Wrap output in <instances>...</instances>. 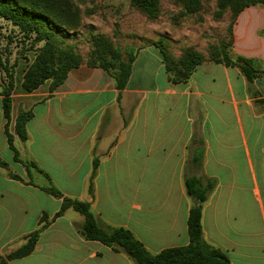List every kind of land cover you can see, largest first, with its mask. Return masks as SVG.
Here are the masks:
<instances>
[{
    "label": "crops",
    "instance_id": "1",
    "mask_svg": "<svg viewBox=\"0 0 264 264\" xmlns=\"http://www.w3.org/2000/svg\"><path fill=\"white\" fill-rule=\"evenodd\" d=\"M234 31L233 51L264 71V7L246 8ZM141 56L142 77L152 81L146 87L132 86V72L119 91L107 72L83 65L52 94L50 84L15 89L9 132L20 159L37 168L14 160L0 93V159L8 164L0 165V254L22 246L42 218L49 222L34 252L10 264H135L87 241L75 210L54 218L62 200L44 190L50 186L89 202L100 223L131 230L152 254L186 246L190 178L214 184L203 203L204 240L231 264H264V75L250 83L239 68L206 61L176 84L159 48L140 50L133 71ZM22 110L34 114L25 142L15 134Z\"/></svg>",
    "mask_w": 264,
    "mask_h": 264
},
{
    "label": "trees",
    "instance_id": "2",
    "mask_svg": "<svg viewBox=\"0 0 264 264\" xmlns=\"http://www.w3.org/2000/svg\"><path fill=\"white\" fill-rule=\"evenodd\" d=\"M142 12L149 16H156L160 11V0H130ZM184 4L188 13L198 10L201 0H177ZM263 6L264 0H218V15L230 7L235 20L248 7ZM0 18L7 20L17 27L21 34L31 42V47L38 49L34 60L29 63L21 82L24 92L32 93L50 81L49 92L54 93L62 86L71 71L83 65L90 68H100L107 72L115 81L116 88L122 91L126 88L132 75L136 55L123 57L122 52L108 38L102 34L92 37L94 49L86 63L72 45L64 44L62 36L68 31L78 28L79 16L71 6L69 0H0ZM1 42V34H0ZM231 46V45H230ZM160 48L165 63L166 73L173 83L187 82L196 67L206 61H214L227 67H237L247 80L252 83L264 75L255 67L252 59L244 56L232 57V53L223 47L218 51L222 59L205 60L197 52L188 49L178 62H174ZM27 58V57H26ZM27 60V59H26ZM18 61L11 63L10 57H5L0 45V72L3 96V111L6 119V135L10 149L14 153V160L23 163L27 169L37 168L33 162H23L14 145V136L9 132L12 112V94L17 88L16 68ZM31 111H20L16 120L15 134L25 142L28 139V123L33 119ZM98 159H94L93 172L90 179L89 193H94V178L98 169ZM0 165L7 168L8 164L0 159ZM12 179L22 181L21 177L10 173ZM188 194L194 199V206L190 209L188 219L189 243L186 246L168 248L158 254H152L135 238L131 230L124 227H112L100 223L91 210L89 202L64 196V194L50 186L44 190L50 195L61 199V209L54 218L61 217L67 210L73 209L84 217L81 234L87 241L100 242L116 252L126 253L135 264H231L229 258L219 249L208 244L203 237L202 210L214 184L203 185L197 178L186 180ZM40 229L28 235L24 244L9 254L0 255V264H10L31 255L39 241L40 234L49 222L42 218Z\"/></svg>",
    "mask_w": 264,
    "mask_h": 264
},
{
    "label": "rangeland",
    "instance_id": "3",
    "mask_svg": "<svg viewBox=\"0 0 264 264\" xmlns=\"http://www.w3.org/2000/svg\"><path fill=\"white\" fill-rule=\"evenodd\" d=\"M78 13V28L68 31L61 39L66 45H72L86 60L90 57L94 46L93 35L102 34L112 42L123 54L125 59L149 46H160L174 62L181 60L186 50L191 49L205 60L222 59L218 51L226 47L232 57L241 56L233 51L235 43L233 12L228 7L218 15V0H201L197 11L188 13L183 3L177 0H160V11L152 17L142 12L130 0H69ZM1 48L11 63L18 61L16 68L17 90L21 88L23 74L29 63L34 60L38 49L31 47V42L21 34L20 30L10 22L0 18ZM231 45V46H230ZM160 49V48H159ZM27 57V58H26ZM27 59V60H26ZM144 61L141 56L134 67L132 86L146 87L152 81L143 79ZM152 71L155 66L150 65ZM2 73L0 72V93L2 92ZM47 81L44 85L50 84ZM43 85V86H44ZM23 91V90H22ZM13 95V94H12ZM2 109V104L0 105ZM3 115L0 116V122ZM3 139L6 140L5 135ZM8 158L11 154L9 148ZM21 168L14 165L12 172H20ZM9 253H5V256ZM1 255V254H0Z\"/></svg>",
    "mask_w": 264,
    "mask_h": 264
}]
</instances>
